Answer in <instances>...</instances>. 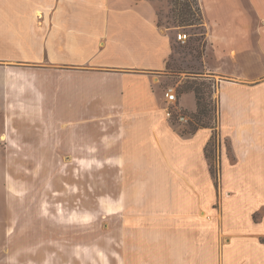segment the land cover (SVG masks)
Instances as JSON below:
<instances>
[{
	"label": "rangeland",
	"instance_id": "374dc122",
	"mask_svg": "<svg viewBox=\"0 0 264 264\" xmlns=\"http://www.w3.org/2000/svg\"><path fill=\"white\" fill-rule=\"evenodd\" d=\"M151 1L158 24L173 46L167 69L157 80L159 106L163 110L166 87L176 85L180 106L193 112L194 96L180 90L188 78L202 72L205 27L198 0H187L191 12L183 8L185 0ZM180 31L189 34L185 43L177 39ZM0 65H12L8 73H0L10 80L20 76V66L30 67L25 68L29 73L26 77H30L25 83L31 84L36 77L31 70L37 66L32 62L0 60ZM57 76L60 79L62 74ZM203 79L219 81L221 77L204 73ZM204 90L207 99L212 90V105H216L218 87L206 86ZM11 98L0 115V264H241L238 257L246 253L245 246L238 240L230 243L234 237L231 227L264 230L261 130L257 132L262 136H254L256 146L248 149L246 141L244 149L240 148L246 156L237 162L245 165L233 162V143L218 133V144L211 147L207 161L209 166L213 164L214 177L207 175L202 162L205 159L200 161L196 151L192 154L196 163L191 166L137 163L144 161L145 155L136 158L130 153L131 146L126 142L132 134L130 129L125 132L128 126L119 122V116L68 118L60 109L42 111L44 101H25L16 95ZM204 120L215 123L214 117ZM168 123L178 133L189 134L190 127ZM71 130L72 138L67 139ZM76 130L83 137L88 134V139L78 137ZM120 137L125 139L117 144ZM147 144L143 140L137 146ZM81 148L88 153L81 152ZM256 159L260 164L253 165ZM190 168L200 173L199 186L194 180L183 182L177 173H173L172 181L179 188L184 184L192 189L188 193L195 196L160 195L166 194L170 184V169L181 174ZM227 168L232 172L243 170L248 179L231 180ZM172 233L179 236L178 253H172L176 245L169 244L167 251ZM256 239L264 242V235ZM162 241L166 244L163 254ZM229 243L232 255L238 259L226 257ZM261 259L264 264L263 255Z\"/></svg>",
	"mask_w": 264,
	"mask_h": 264
},
{
	"label": "crops",
	"instance_id": "0c3cea01",
	"mask_svg": "<svg viewBox=\"0 0 264 264\" xmlns=\"http://www.w3.org/2000/svg\"><path fill=\"white\" fill-rule=\"evenodd\" d=\"M198 1L205 27V49L202 72L194 75L221 77L218 132L233 143V162L245 165L237 162L246 156L240 148L244 149L246 141L248 149L256 146L254 136L264 133V121L260 122L264 118V0ZM172 53L171 38L158 24L151 0H0V60L37 66L31 70L36 75L31 84L25 83V78L30 80L25 68L30 67L20 66V76L12 80L0 76V115L7 100L16 95L25 101H44L42 111L60 109L68 118L119 116V122L128 126L125 132L130 129L132 134L126 142L131 146L130 153L136 158L145 155V160L137 163L191 166L196 163L192 156L196 151L200 161L205 159L202 162L207 175L211 174L205 146L212 129L182 135L170 126L168 122L172 121L164 117L159 106L157 80L165 73ZM58 63L65 67L56 68ZM11 66L0 65L1 75L8 73ZM58 73L62 74L60 79ZM25 85L32 88L27 90ZM185 94L195 98L194 93ZM196 109L197 105L192 111ZM258 125L263 127L255 129ZM78 130V137L88 139V134L83 137ZM260 130L263 133L257 132ZM70 132L67 139L72 138L73 131ZM124 139L118 138L117 144ZM143 140L148 144L138 148ZM133 147L142 151H134ZM80 150L88 153L85 148ZM256 164H260L259 159L253 162ZM226 171L235 182L248 179L241 169ZM173 173L183 182L189 179L200 185V173L193 168L181 174L170 169V184L166 194L160 195H192L188 193L192 189L184 184L175 186ZM196 190L199 193L200 188ZM230 234L234 235L230 243L238 240L245 246L246 253L238 257L241 264H261L264 242L256 236H263L264 230L244 231L238 225L231 227ZM168 239L167 251L169 244L179 246L178 233ZM230 243L225 247L226 257L237 258L232 255ZM164 244L162 241V254ZM178 246L172 253L179 252Z\"/></svg>",
	"mask_w": 264,
	"mask_h": 264
},
{
	"label": "trees",
	"instance_id": "16d2710c",
	"mask_svg": "<svg viewBox=\"0 0 264 264\" xmlns=\"http://www.w3.org/2000/svg\"><path fill=\"white\" fill-rule=\"evenodd\" d=\"M185 1L186 2L183 4V8L186 9V11L191 12L192 7L190 6V3L187 2V0ZM200 20L202 22L201 24L203 25V15H202L201 8H200ZM203 36H205V30L203 32ZM188 77H191V75H189ZM188 79L190 80L185 81L184 84L181 86L182 90H180V92L194 93L197 109L196 111H193V112H188V110L184 109V112L188 114V116L190 117L189 123L186 127H190L189 129L190 131H188L189 133H195L196 131L202 128L212 129V136L205 146V155L209 161L211 147L212 146L216 147V145L218 144L217 137H218L219 132L217 129L219 126V100L217 99L216 105H212V90H210L209 99L205 97L204 87L206 86L213 87V80H209V82H205L203 79V75H193L192 78H188ZM201 79L203 80L202 82H200ZM179 87H180V84H179ZM205 117H210V119L214 117L215 123L212 124L211 121L204 120ZM209 167H210L211 174L214 177H216L213 164L211 163Z\"/></svg>",
	"mask_w": 264,
	"mask_h": 264
},
{
	"label": "built area",
	"instance_id": "2783aa9c",
	"mask_svg": "<svg viewBox=\"0 0 264 264\" xmlns=\"http://www.w3.org/2000/svg\"><path fill=\"white\" fill-rule=\"evenodd\" d=\"M179 41L185 43L189 39V34L185 31L178 33ZM219 81L213 80V87H218ZM166 118L178 125L186 127L189 123L190 117L184 112V109L179 104V97L176 85H169L165 89L164 108Z\"/></svg>",
	"mask_w": 264,
	"mask_h": 264
}]
</instances>
